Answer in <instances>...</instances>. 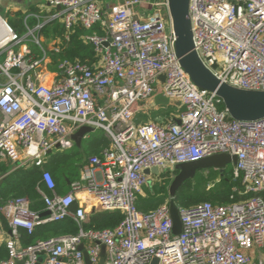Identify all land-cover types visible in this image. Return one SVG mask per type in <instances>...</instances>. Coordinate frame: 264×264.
<instances>
[{
  "label": "built area",
  "instance_id": "1",
  "mask_svg": "<svg viewBox=\"0 0 264 264\" xmlns=\"http://www.w3.org/2000/svg\"><path fill=\"white\" fill-rule=\"evenodd\" d=\"M37 1L39 11L23 19L22 35L0 21L6 35L0 42V162H11L12 171L41 170L48 193L36 191L48 215L31 211L25 198L0 206V223H6L0 242L8 251L1 264H85L83 251L89 264H264V119L233 121L222 100L191 83L174 52L167 0H122L108 7L102 0ZM159 7L166 18L159 10L145 18ZM188 18L195 52L221 83L264 92V0H189ZM53 22L64 33L48 52L40 32ZM76 27L103 31L82 36L96 61L58 59L51 69V55L61 54ZM159 94L173 102L167 122L136 124L139 106ZM82 127L101 131L111 144L100 157H89L69 192L60 195L43 166L49 151L71 148V136ZM220 154L235 157L233 178L239 193L251 198L177 208V236L170 200L148 214L136 209L137 196L162 174ZM152 169L159 177L144 175ZM73 204L78 208L71 214ZM101 211L119 212L123 220L111 230L18 246L19 229L30 233L64 218L80 225Z\"/></svg>",
  "mask_w": 264,
  "mask_h": 264
},
{
  "label": "trees",
  "instance_id": "2",
  "mask_svg": "<svg viewBox=\"0 0 264 264\" xmlns=\"http://www.w3.org/2000/svg\"><path fill=\"white\" fill-rule=\"evenodd\" d=\"M21 16L17 17V25L7 23L19 35L24 33L21 30L19 21ZM64 33L63 28L57 22L47 25L41 32L40 38L44 39L43 46L49 52V46L56 39H61ZM86 34L103 35L100 27L91 30H84L76 27L70 36V41L62 47L60 55H51L54 69L58 59L79 60L92 64L96 61L92 47L84 43L82 36ZM33 53L38 54L39 50L31 43H27ZM171 107V106H170ZM173 109V108H172ZM174 112L169 113L168 117L162 119L142 120L137 115L135 123L139 125L151 123L161 125L167 122V119ZM159 117V116H158ZM110 141L101 131H94L85 138L80 147L73 145L66 150L53 151L46 158L43 169L47 171L54 182L55 191L60 195L69 192V185L78 180L80 168L86 163L91 156L100 157L101 152L110 146ZM0 164V176L11 171L9 164ZM7 163V162H6ZM41 170L36 167L21 168L10 172L3 179L0 186V206L8 201L25 198L29 201L30 210L38 215H42L45 211L43 201L41 200L36 188L48 193L41 182ZM175 173L167 172L162 174L160 181L153 184L151 193L144 187L147 195H139L136 199V209L144 214L151 213L169 201L168 185L169 179L174 177ZM210 184L207 188L206 185ZM236 191H233V189ZM240 191V182L233 178L232 166H227L222 173L209 170L197 171L195 177L185 181L176 191L173 201L177 208H190L209 203L213 206H226L235 202L251 198L252 195H242ZM78 208L77 204L69 207V212L74 214ZM123 220V215L116 211H101L89 215L88 221L80 225L76 224L71 218H64L61 221L49 222L37 225L28 233L26 230H18V246L26 249L35 244L48 241L50 239L76 236L80 231L83 232H100L116 228ZM3 229H6V223L1 219ZM8 257V251L5 246L0 245V264Z\"/></svg>",
  "mask_w": 264,
  "mask_h": 264
},
{
  "label": "water",
  "instance_id": "3",
  "mask_svg": "<svg viewBox=\"0 0 264 264\" xmlns=\"http://www.w3.org/2000/svg\"><path fill=\"white\" fill-rule=\"evenodd\" d=\"M168 14L175 36L174 52L179 60L182 70L187 74L191 83L199 90L212 93L222 100L229 118L236 122H254L264 119V92L241 91L221 83L201 62L194 50L191 23L188 18L189 0H167ZM0 21H2L0 19ZM94 130L82 127L71 136V141L76 147ZM59 146H56L58 148ZM51 151L48 152V155ZM235 157L227 154H220L207 157L197 162L176 165L171 172L175 173L168 188L169 212L172 220V234L177 236L181 231V223L177 207L173 197L179 187L187 180L195 177L197 171L215 170L220 173L227 166L235 163ZM153 174L159 177L157 169L145 170L144 175ZM4 175L0 179V186L3 183ZM48 213L43 214L47 216ZM83 251V246L79 247ZM85 264H89L88 255L83 251ZM101 255H104V247H101ZM18 264H24L18 262ZM38 264V263H37ZM102 264V261H101ZM153 264H157L154 260Z\"/></svg>",
  "mask_w": 264,
  "mask_h": 264
},
{
  "label": "crops",
  "instance_id": "4",
  "mask_svg": "<svg viewBox=\"0 0 264 264\" xmlns=\"http://www.w3.org/2000/svg\"><path fill=\"white\" fill-rule=\"evenodd\" d=\"M113 1H115V0H102V2H103L105 7L112 6L111 2H113ZM116 1H117V4H118L122 0H116ZM40 4L41 3L39 1H37V0H0V19L2 21H4L6 24L7 23H11L12 25H17V23H18L17 22V17L20 15L21 19L19 21L20 22L19 25H20L21 30H24L23 27H22L23 19L30 13L38 12L39 11V7L38 6ZM53 23H55V22H53ZM53 23H50V24H53ZM29 24L30 25H34L35 21L30 19L29 20ZM50 24H48V25H50ZM44 41L45 40L42 39V42H44ZM54 42L51 43L49 48L54 44ZM38 55H39V52H38V54H36V56H38ZM1 58L2 57H0V59ZM1 163L2 162H0V164ZM4 164H9L11 166L10 167L11 171H9L6 174L1 175L0 179L4 175H8L10 172H12V169H13V166H14L9 161H7V163L5 162ZM42 217H45V216H42ZM0 228L3 229V226L0 225ZM0 245L4 246V244L2 242H0Z\"/></svg>",
  "mask_w": 264,
  "mask_h": 264
},
{
  "label": "rangeland",
  "instance_id": "5",
  "mask_svg": "<svg viewBox=\"0 0 264 264\" xmlns=\"http://www.w3.org/2000/svg\"><path fill=\"white\" fill-rule=\"evenodd\" d=\"M116 4H117L116 0L111 2V5H116ZM156 10H159L160 14L164 18H166L167 13H166L165 9H163L162 7L154 8L152 10L146 11L145 18L152 16L154 14V12H156ZM171 104H173V102L165 99L164 97H162L161 94H159L158 96L154 97L151 101L142 104L143 106L140 105L139 106V113L136 115H137V117H139L142 120H152V119H158L159 120L162 118H166V117H168L169 113H171L174 110V109H172V107H170ZM204 172H206V171H204ZM169 180L170 181H169L168 188H169V186L173 180V177H171V179H169ZM206 187L209 188L210 184H207ZM146 190L149 191V193H151L153 190V186L152 185L147 186ZM146 190H143V195L149 194V193H147ZM154 260L151 262V264L154 263Z\"/></svg>",
  "mask_w": 264,
  "mask_h": 264
},
{
  "label": "bare ground",
  "instance_id": "6",
  "mask_svg": "<svg viewBox=\"0 0 264 264\" xmlns=\"http://www.w3.org/2000/svg\"><path fill=\"white\" fill-rule=\"evenodd\" d=\"M3 29H4V26H3V24L0 22V42H1L2 40H4V38L6 37V35H5Z\"/></svg>",
  "mask_w": 264,
  "mask_h": 264
}]
</instances>
